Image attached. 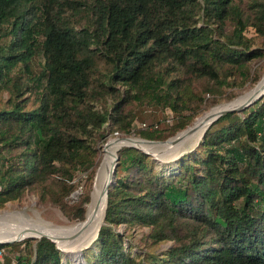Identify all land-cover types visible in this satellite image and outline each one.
I'll use <instances>...</instances> for the list:
<instances>
[{"label":"trees","instance_id":"16d2710c","mask_svg":"<svg viewBox=\"0 0 264 264\" xmlns=\"http://www.w3.org/2000/svg\"><path fill=\"white\" fill-rule=\"evenodd\" d=\"M247 26L264 33V0H0V206L34 184L67 218L83 220L107 133L128 134L147 109L174 120L134 131L163 139L198 112L204 93L255 80L248 61L263 52L250 47ZM36 52L43 62L31 78L43 84L29 99L19 72ZM263 115L264 93L218 115L171 176L148 154L117 149L84 264H264ZM75 172L84 175L73 180ZM76 186L69 206L64 197ZM119 224L147 226L149 242H172L130 252ZM4 245L12 264H69L44 236Z\"/></svg>","mask_w":264,"mask_h":264},{"label":"rangeland","instance_id":"374dc122","mask_svg":"<svg viewBox=\"0 0 264 264\" xmlns=\"http://www.w3.org/2000/svg\"><path fill=\"white\" fill-rule=\"evenodd\" d=\"M244 34L250 39V47H255V46L261 47L262 52H263L261 56L256 57V58H252L248 61L249 72L250 73L256 72V74H257L255 80L252 82H249V80H245L241 84V86H239V87H237V86L227 87L224 89L223 93L218 95V96L204 93L203 99H202L201 104H200V108L198 109V112L194 115L195 117L196 116L199 117V115H201L202 112L209 110L211 107H213L215 105L228 102L226 100H228V99L233 100L236 97L240 96L242 93L247 91L246 90L247 88L251 87L257 81V79L259 77L261 78L262 75L264 74V72H263L264 71V33L258 34L252 26H247L246 29L244 30ZM42 62H43V59H42L40 52H36L30 60L29 71L26 72L24 70H21L19 72L20 73V80L24 83L31 84L30 87L28 88V90H26L22 96L29 97V99H30L32 96L37 95L39 93V91L42 87V84H43V79L34 81L33 78H31V77L36 75L37 71L42 66ZM16 68L17 67H15L13 70H11L10 73L15 71ZM250 73H249V75H250ZM6 97H7L6 91L5 90L1 91L0 92V101L4 102ZM106 102H109V98H106ZM143 113H144V117L143 118L137 117L135 119L137 124L134 125V127L132 129H130V132L128 134H124V135H130L131 134V136H136L138 138L140 136L134 131V129H137V128L150 129L151 127H154V124L157 125V127H159V128L160 127H166L168 125L169 121H165V117L168 118V120H172V121L174 120V117L172 118L169 112L164 113L162 111L161 112L158 111V112H156V115L154 117L152 116V114L148 113L147 109ZM194 116L190 117V119L185 124V126L193 121L192 119L195 118ZM141 122H144L145 125L141 126L140 125ZM258 126H259V130H258L257 134L259 137L264 138V115L260 119V121L258 122ZM176 131H178V130H176ZM175 132H173L172 134H170L168 136H172ZM121 134L123 135V133H120V132H111V133L109 132L106 134V136H105L106 138H104V139L106 140L109 137L114 138V136H118V135L120 136ZM168 136H166V137H168ZM100 143H98L97 161H96L95 165L93 166L92 180H91V184H90V188H89V191L91 189V192H92V187H93L92 181L94 182L93 176H95L94 172L96 171L95 167H96L97 162L99 163L98 160H99V156H100V152H101V146H102V143H101V145H100ZM99 145H100V150H99ZM224 145L226 147L229 146L232 149L235 146L234 142H230V143H227ZM195 146H196V144L192 147H187L185 149L183 148L184 150L181 149L182 151L178 150L180 152V153L177 152V153H179V155H177L175 158H173L171 160L170 159H167V160L161 159V157H160V156H164L165 153L170 154L169 152H167L168 150L159 154V156H157V158L154 156H150V155L149 156L152 160L153 167L157 171H159L160 173H163L165 175L171 176L178 169V160L180 159L181 155L185 151H187L188 148L190 150L191 148H195ZM83 175H84V173L75 172L73 180H77L80 177H82ZM45 182L52 183V181L49 178H47ZM91 185H92V187H91ZM53 187L56 188L57 186L54 185ZM81 189H82V187L76 186L75 190H73L67 196L64 197V200H65L67 205L71 206V204L74 203V201L76 200V197L79 194V192L81 191ZM89 191H88V196H89ZM91 192H90V199H91ZM90 199H89V202H90ZM87 204L84 207L85 213H86ZM22 207H24V210H25L27 215L32 216V217L40 215L39 217H41L45 220L54 222V223L62 222V220H61L62 218H65L68 222H80V221L84 220V219L79 220L76 218H72V219L67 218L66 215L62 212V210L56 204H54V203L50 202L49 200L44 199L40 196L39 187L34 185V184L25 186L23 188V190L21 191L20 196L17 197L16 199L4 201L3 204L0 206V210H5V209L12 210V209H19ZM27 211H28V213H27ZM84 212H83V216H85ZM14 226H16V229L19 227L14 222L13 227L10 225V226H8V228L6 230L15 228ZM4 227L5 226H0V231ZM115 228H116V230L121 232V234L123 235L124 247L130 252H138L141 254L144 251H159V250L164 249L167 246H169V244L172 242L171 239L160 240L157 242H149L148 239H144L141 234L148 230L147 226H132V227L127 228V227L123 226L122 224H119ZM94 237L91 239L92 242H93ZM91 241L79 248L77 258H73L69 255L65 256V254L62 253V251L60 249H58L59 253H60L61 261L62 262L67 261L69 264H84V261L82 258V249L88 248V247H93V244ZM0 249L2 251V258H3L2 262L0 264H6L5 263V257L10 260L7 264H12L11 263V261H13L12 260L13 259L12 254L14 253V251L10 250V248L6 245L2 246V248H0ZM146 264H150V263H146Z\"/></svg>","mask_w":264,"mask_h":264},{"label":"bare ground","instance_id":"6f19581e","mask_svg":"<svg viewBox=\"0 0 264 264\" xmlns=\"http://www.w3.org/2000/svg\"><path fill=\"white\" fill-rule=\"evenodd\" d=\"M263 80L264 74L260 80H258V83ZM250 91L251 90H247L233 100L215 105L209 110L202 112L199 117L196 116L197 118L195 117L196 119L194 118L195 120L193 119V121L188 124V130L185 132L178 131L174 136L165 142H149L131 135H128L123 139H120V136L122 135L114 136V138H107L101 146V152L98 160L99 163L95 169V176L93 177L94 182L92 192L90 191L91 199L86 206V213L83 221L68 222L65 218H62V222L54 223L39 217L40 215L35 217L27 215L24 207L12 210H0V226H5L0 231V239H10L19 235L39 236L44 234L53 240L65 256L69 255L73 258H77L79 248L91 241L101 222L104 206L102 183L107 176L112 163L113 154L116 153L117 149H120L121 146L123 147L125 143H130L147 151L156 158L159 154L168 150L167 152L170 154L165 153L164 156L160 157L161 159L171 160L180 153L178 150L182 151L185 148L192 147L197 143L199 137H201L200 135L204 127L214 113L223 107L241 102L247 97ZM14 222L19 227L16 229V226H14L15 228L6 230L10 225L13 227Z\"/></svg>","mask_w":264,"mask_h":264},{"label":"water","instance_id":"95a60500","mask_svg":"<svg viewBox=\"0 0 264 264\" xmlns=\"http://www.w3.org/2000/svg\"><path fill=\"white\" fill-rule=\"evenodd\" d=\"M264 72V71H263ZM262 75V74H261ZM260 79V77L257 79V81L249 88H247L246 90H251L249 92V94L247 95V97L245 99H243L241 102L237 103V104H234V105H231V106H227V107H223L221 108L220 110H218L216 113L213 114V116L210 118V120H208L206 126L212 121L214 120L218 115L224 113V112H227V111H240L241 109H243L244 107H246L247 105H249L251 102H253L255 99H257L258 97H260L263 93H264V80L263 81H260L258 83V80ZM233 98V97H232ZM231 99H228L226 101H230ZM195 117V116H194ZM193 117V118H194ZM205 126V127H206ZM204 127V128H205ZM186 130H188V124L183 127L182 129L178 130V131H182V132H185ZM204 130V129H203ZM178 131H176L172 136H174ZM203 132V131H202ZM128 135H122L120 136V139H123V138H126ZM172 136H168L164 139H147V138H142V137H139L141 139H144L146 141H149V142H165V141H168ZM123 146H129V147H133V148H136L150 156H153L151 155L150 153H148L147 151L141 149V148H138L137 146L133 145V144H130V143H125V145ZM179 155V154H178ZM116 161H117V153H114L113 154V159H112V163H111V166H110V169L107 173V176L106 178L104 179L103 183H102V190H103V193H104V205H105V193H106V188L108 186L111 185L112 181H113V173H114V169H115V165H116ZM103 209H104V206H103ZM102 216H103V212H102ZM96 235V233H95ZM40 236H44L46 238H48L49 240H51L53 242V240L44 235V234H41L39 236H33V235H26V236H22V235H19V236H16V237H13V238H10V239H0V243H6V242H11V241H16V240H19V239H22L24 237H31V238H38ZM54 243V242H53ZM55 247L57 249H59L56 244L54 243Z\"/></svg>","mask_w":264,"mask_h":264},{"label":"built area","instance_id":"2783aa9c","mask_svg":"<svg viewBox=\"0 0 264 264\" xmlns=\"http://www.w3.org/2000/svg\"><path fill=\"white\" fill-rule=\"evenodd\" d=\"M165 121H168V118L165 117ZM140 125L143 126V125H145V123L144 122H141ZM154 126H155V124H154ZM1 262H2V251L0 249V263ZM11 263H13V261H11Z\"/></svg>","mask_w":264,"mask_h":264}]
</instances>
